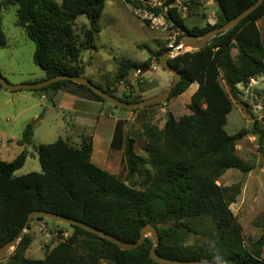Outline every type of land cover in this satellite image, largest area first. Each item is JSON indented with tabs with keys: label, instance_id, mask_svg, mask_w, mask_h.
I'll use <instances>...</instances> for the list:
<instances>
[{
	"label": "trees",
	"instance_id": "1",
	"mask_svg": "<svg viewBox=\"0 0 264 264\" xmlns=\"http://www.w3.org/2000/svg\"><path fill=\"white\" fill-rule=\"evenodd\" d=\"M257 1L217 0L219 21L202 28L189 29L176 8L170 9L173 28L184 34L176 43L187 35L199 37L230 22ZM10 6L18 7L17 25L35 44L34 63L45 72L46 79L81 74V50L75 38L74 21L81 15L87 17L90 28L82 46L87 49L94 47L106 0H62L60 6L53 0H0L2 46H6L2 11ZM263 17L264 3L237 27L212 39L206 48L184 53L169 61L172 68L181 74V81L171 98L184 94L194 84L198 89L188 106L190 115L176 119L168 112L163 128L151 124L145 127L147 158L135 152L132 140L126 141L124 156L129 178L141 175L146 166L153 170L146 178L144 190H137L96 166L92 162V139L80 146H73L61 138L52 144L40 145L41 173L15 176L26 162L25 153L11 162L0 161V248L24 230L31 212L47 211L82 221L127 243L138 242L141 230L153 225L160 235L157 253L168 259L264 264L261 260L264 235L253 246V252L246 248L242 228L229 207L235 201V195L229 197L227 190L218 184L228 170L237 169L243 173L249 170L239 159L235 146L242 133L230 136L225 127L233 109L237 86L264 76V44L257 25ZM232 50L237 51L236 58ZM168 51L166 48L162 52ZM137 67L139 64L124 63L118 78H124ZM93 84L117 97L110 88ZM61 91L107 103L89 88L70 81H59L33 92L44 93L42 95L53 102ZM117 98L131 103L140 102L130 97ZM253 131L260 137V151L264 157V126L257 123ZM33 136V126L28 125L19 144L30 145ZM206 217L216 225L212 250L183 248L167 242L178 229L186 228L185 220ZM68 226L73 234L66 240L62 239L42 260L25 256L31 245L26 232L8 264H84L77 251L80 239L92 263L103 259L109 264H157L150 258L153 244L150 238L136 250L122 251L105 239L79 227Z\"/></svg>",
	"mask_w": 264,
	"mask_h": 264
},
{
	"label": "rangeland",
	"instance_id": "2",
	"mask_svg": "<svg viewBox=\"0 0 264 264\" xmlns=\"http://www.w3.org/2000/svg\"><path fill=\"white\" fill-rule=\"evenodd\" d=\"M53 1L59 6L62 4V0ZM170 4L171 9L176 8L189 29L196 26L202 28L219 21V9L215 0H175ZM135 5L124 0H106L98 25L100 32L95 35L92 48L82 46L86 31L90 28L87 17L79 16L74 21L73 28L81 50L80 62L84 77L110 88L117 97L143 101L165 92L172 85L174 76L160 66V59L166 53L162 52L164 49L170 51L180 43L173 44V38L178 39L184 34L175 30L168 18L162 25L152 27L143 8ZM17 9L16 6H10L2 11V32L6 46L0 45V72L12 85L36 83L45 78L46 74L34 63L35 44L28 39L24 29L17 25ZM257 25L264 44V17ZM193 51L195 50L192 48L184 49L169 61ZM232 55L236 58L237 51L232 50ZM126 62L139 64V67L131 69L120 79V67ZM138 70L141 71L140 74H137ZM222 85L229 93L224 82ZM195 86L198 89V85ZM193 87L164 104L135 111L122 110L109 103H106L107 110L99 111L95 110V105L90 106L91 108L87 105L91 110L80 105L86 112L77 117L70 114L74 112H71L69 104L60 106L55 101L43 99L44 93L10 92L0 87V161L11 162L25 153L26 163L16 171L15 176L41 173L38 156L40 145L52 144L61 138L71 145L79 146L92 139V162L96 166L116 175L131 187L144 190L147 187L146 178L153 170L146 166L141 175L129 178L124 156L125 143L132 140L135 152L147 158L145 127L151 124L163 128L168 112L176 119L190 115L188 106L192 95L197 91H193ZM80 98L90 100L82 96ZM257 123L264 126V76L237 86L233 109L225 127L230 136L242 133L235 141V146L239 159L249 170L247 173L237 169L228 170L218 182L227 190L229 197L235 195V201L229 207L242 228L245 246L251 252L255 243L264 235V157L260 151V137L253 131ZM28 125H32L34 129L33 141L30 145L22 146L19 141ZM184 222L186 228L178 229L167 240L169 244L211 250L215 247L212 236L216 233V225L212 219L190 218ZM27 233L31 245L25 251V256L42 260L62 239L69 238L73 230L66 224L35 220ZM148 238L152 240L151 234ZM79 242L81 244L77 245V251L84 264H109L103 259L92 263L82 239ZM13 252L14 249L1 258L0 264H8ZM261 260L264 262V246Z\"/></svg>",
	"mask_w": 264,
	"mask_h": 264
},
{
	"label": "water",
	"instance_id": "3",
	"mask_svg": "<svg viewBox=\"0 0 264 264\" xmlns=\"http://www.w3.org/2000/svg\"><path fill=\"white\" fill-rule=\"evenodd\" d=\"M215 2H217V0H215ZM263 3H264V0H258L256 3H254L252 6L244 10L240 15H238L236 18H234L230 22L222 26H219L199 37L187 35L185 38H183L180 41V43L176 47L172 48L169 52H166L165 54H163L160 59V66L165 71L173 74L174 81L172 85L165 92L157 96L148 98L146 100L140 101V102H135V103L126 102V101L121 100L120 98H117L107 93L102 88L93 84V82L90 79L84 77V69L81 70V74L79 76L58 75V76H54V77H51V78H48V79H45V80H42L36 83L20 84V85H12L2 76L0 72V85L10 92H20V91L33 92V91L41 90L43 88H47L51 86L52 84L57 83L59 81H70V82L80 84V85H83L89 88L93 93L101 97L107 103L113 105L116 108L122 109V110L135 111V110L142 109V108H148V107L164 104L172 97L173 90L176 88L178 83L181 81V74L177 70L172 68V66L170 65L169 59L176 56L179 52L187 48H192L195 51L206 48L212 39H214L215 37L219 35L225 34L228 31L237 27L243 20H245L248 16L254 13ZM36 218H44L49 221H54V222H58L61 224L79 227L89 233H92L102 239L107 240L108 242L117 246L122 251H132V250L138 249L141 245H143L146 242L148 235L151 234L153 244H152L149 254H150V258L157 264H219V263L212 262V261L174 260V259H168V258L160 256L157 253V248L160 244V235H159L158 230L153 225H147L141 230L140 239L138 242L127 243V242L117 239L116 237L102 230L92 227L82 221L74 220V219H71V218H68V217H65L59 214L47 212V211H34L29 214L24 230L15 239H13L11 242L5 244L2 248H0V259L3 258L5 255H7L11 250L16 248V246L19 244L24 234L29 230L30 224Z\"/></svg>",
	"mask_w": 264,
	"mask_h": 264
},
{
	"label": "built area",
	"instance_id": "4",
	"mask_svg": "<svg viewBox=\"0 0 264 264\" xmlns=\"http://www.w3.org/2000/svg\"><path fill=\"white\" fill-rule=\"evenodd\" d=\"M136 4L139 8L142 7L146 14V18L151 21L152 27H157L159 24L165 21L166 18L169 19V23L173 26V22L169 16V10L171 9V4L168 0H124ZM180 32V31H179ZM177 38H173V44L177 42ZM141 71L138 70L137 74Z\"/></svg>",
	"mask_w": 264,
	"mask_h": 264
},
{
	"label": "crops",
	"instance_id": "5",
	"mask_svg": "<svg viewBox=\"0 0 264 264\" xmlns=\"http://www.w3.org/2000/svg\"><path fill=\"white\" fill-rule=\"evenodd\" d=\"M46 79V76H45V78H43L42 80H45ZM42 80H40V81H42ZM39 82V81H38ZM192 86H194L193 88V91H195V89H197V86H195V84L194 85H192ZM42 98L43 99H48L47 97H46V95H42ZM54 101H55V103H58L60 106H62L64 103H67V104H69L70 106H71V109H72V111L71 112H74V113H70L71 115H74V116H79V114L80 113H82V112H86V110L85 109H81V107H80V105H83L84 107H87V105L90 107V106H92V105H95L94 107H95V110L97 109L98 111L99 110H107L108 108V106H106L104 103H102V102H98V101H94V100H83L82 98H80V96L77 94V93H74V92H70V91H68V92H59L55 97H54ZM79 101H82V102H79ZM76 105L78 106V107H76ZM91 108V107H90ZM90 108H86V109H89V110H91ZM76 110H79V111H76ZM83 118H84V120L85 121H87L86 119V117L85 116H83ZM90 120V119H89ZM34 137V136H33ZM20 142V141H19ZM70 144V143H69ZM74 146V145H73ZM80 146V145H79ZM93 153H94V151H93ZM92 157H93V155H92ZM27 159V158H26ZM26 163V162H25ZM25 165V164H24Z\"/></svg>",
	"mask_w": 264,
	"mask_h": 264
}]
</instances>
